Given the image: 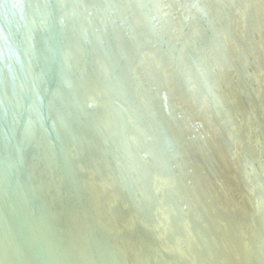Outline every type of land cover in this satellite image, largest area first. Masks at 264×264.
Returning <instances> with one entry per match:
<instances>
[{
	"label": "bare ground",
	"instance_id": "bare-ground-1",
	"mask_svg": "<svg viewBox=\"0 0 264 264\" xmlns=\"http://www.w3.org/2000/svg\"><path fill=\"white\" fill-rule=\"evenodd\" d=\"M0 264H264V0H0Z\"/></svg>",
	"mask_w": 264,
	"mask_h": 264
},
{
	"label": "water",
	"instance_id": "water-1",
	"mask_svg": "<svg viewBox=\"0 0 264 264\" xmlns=\"http://www.w3.org/2000/svg\"><path fill=\"white\" fill-rule=\"evenodd\" d=\"M195 2H196V1H195ZM195 4H197V3H195ZM195 4H194V5H195Z\"/></svg>",
	"mask_w": 264,
	"mask_h": 264
}]
</instances>
